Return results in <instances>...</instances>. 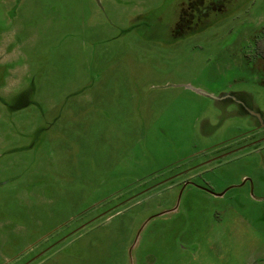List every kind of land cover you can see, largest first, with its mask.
Returning a JSON list of instances; mask_svg holds the SVG:
<instances>
[{
    "label": "rangeland",
    "instance_id": "obj_1",
    "mask_svg": "<svg viewBox=\"0 0 264 264\" xmlns=\"http://www.w3.org/2000/svg\"><path fill=\"white\" fill-rule=\"evenodd\" d=\"M188 1L0 0V264L264 253V0Z\"/></svg>",
    "mask_w": 264,
    "mask_h": 264
},
{
    "label": "flooded vegetation",
    "instance_id": "obj_2",
    "mask_svg": "<svg viewBox=\"0 0 264 264\" xmlns=\"http://www.w3.org/2000/svg\"><path fill=\"white\" fill-rule=\"evenodd\" d=\"M193 0H190V2H192ZM188 6V4L187 5H184V6H182V7H180V10H179V14H178V17H177V19H176V21L174 22V24H173V27H172V32H173V36H174V39H181L182 38V36H181V34H179V31H177V30H179V29H177V27H175L176 25V22H178V21H180V15H181V12H182V9L184 8V7H187ZM187 17H194V16H192V15H186ZM33 103H35L34 101H32ZM245 108V110H246V113H247V111L250 113V112H252V111H254L255 112V110L254 109H251L250 108V110H249V108H246V107H244ZM253 112V114H255ZM251 115L250 114V116L252 117V118H255V119H257L256 118V116L255 115ZM248 115V114H247ZM260 117H259V119H257L258 120V122H257V124L254 126V128H256L257 126H261V128H263V130H262V132H264V121H263V118H262V116L261 115H259ZM46 128L45 127H40V128H38V129H36V134H35V138H37L38 136H39V131H44ZM229 145L230 144H225V145H222V146H218V147H216V148H214V149H209V152H210V157H209V161H211V160H216V159H218L219 157H221L222 155H225L226 153H228V152H230V151H233V150H235V148H237V147H233V148H230L229 147ZM257 145V144H256ZM255 145V146H256ZM30 147H31V145H30ZM214 147V146H213ZM181 187H182V190H183V192L184 191H186L187 190V188H191V186L192 187H195V188H197V189H199V190H201V191H203V192H207V193H209V191H212V189L210 188V184L209 185H207V186H202V185H200V186H198V185H194V184H192V183H190L189 181H186V180H184V181H181L180 182V184H179ZM189 185H191V186H189ZM193 191V189H188L187 191H186V193H188V194H190L191 192ZM72 233V232H71ZM137 233V232H136ZM66 238V237H65ZM134 240H135V238H134ZM134 240L131 242V244H130V246H129V248H131V250H130V253H129V248H128V256H129V264H130V262H132V264H133V259H131V252H132V249L134 248V246H135V244L133 245V242H134ZM136 243V242H135ZM132 246V247H131ZM261 263H264V257L263 256H259V257H257V258H255L254 260H253V262H252V264H261ZM249 264V263H248Z\"/></svg>",
    "mask_w": 264,
    "mask_h": 264
},
{
    "label": "trees",
    "instance_id": "obj_3",
    "mask_svg": "<svg viewBox=\"0 0 264 264\" xmlns=\"http://www.w3.org/2000/svg\"><path fill=\"white\" fill-rule=\"evenodd\" d=\"M223 1L229 2L230 0H193L192 2L188 1V6L182 9L180 21L176 22L175 27H177V29H180L178 27H182L184 26V23L186 24L190 22L191 17L189 18L186 15L194 16V13L196 12L198 15L197 24H203V26H205V24L208 23V20L204 19L203 22H200L199 19L202 16L206 15L208 11L209 13H211V11H221L223 9ZM258 49V52L264 55V43L258 46Z\"/></svg>",
    "mask_w": 264,
    "mask_h": 264
},
{
    "label": "water",
    "instance_id": "obj_4",
    "mask_svg": "<svg viewBox=\"0 0 264 264\" xmlns=\"http://www.w3.org/2000/svg\"><path fill=\"white\" fill-rule=\"evenodd\" d=\"M226 190V189H225ZM209 192H211V191H209ZM211 193H213V192H211ZM224 193V191H222V192H220V193H217L216 195H218V196H220V195H222ZM215 194V193H214ZM175 208L176 207H173L172 209H170V210H166V211H164V212H167V211H173V210H175ZM148 220H146V222H147ZM146 222L141 226V228L138 230V232L136 233V236H135V240H134V242H133V245L135 244V242H136V240H137V237H138V234H139V232H140V230L142 229V227L146 224ZM132 247V246H131ZM130 250H131V248H129V253H130ZM130 264H132V262H130Z\"/></svg>",
    "mask_w": 264,
    "mask_h": 264
},
{
    "label": "crops",
    "instance_id": "obj_5",
    "mask_svg": "<svg viewBox=\"0 0 264 264\" xmlns=\"http://www.w3.org/2000/svg\"><path fill=\"white\" fill-rule=\"evenodd\" d=\"M259 256H263V257H264V253L261 252L260 254H258V256H255V255H249V256H248V259L246 258V261H245L244 264H248V263H249V264H252L253 260H254L255 258L259 257ZM261 264H264V263H261Z\"/></svg>",
    "mask_w": 264,
    "mask_h": 264
}]
</instances>
